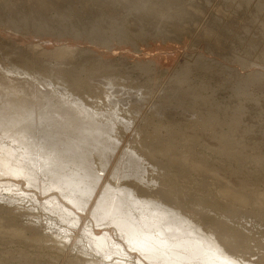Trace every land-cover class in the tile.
Here are the masks:
<instances>
[{
    "label": "bare ground",
    "instance_id": "1",
    "mask_svg": "<svg viewBox=\"0 0 264 264\" xmlns=\"http://www.w3.org/2000/svg\"><path fill=\"white\" fill-rule=\"evenodd\" d=\"M141 2V5H137L138 2L135 7L142 6L144 2ZM132 5L134 4L131 2V7ZM109 7L105 6L108 9ZM143 7L147 8L146 6L138 8L144 11ZM111 8L113 12L118 9L117 6L115 10ZM63 13L64 11L62 15ZM162 14L160 12L161 16ZM62 15L59 16L60 19ZM140 16L142 17L141 13ZM148 16L150 17L146 19L149 18L147 19L149 23L153 16L151 14ZM156 17L157 21L159 17ZM3 18L0 19L2 24L6 20ZM10 20L12 21L7 20L10 23L5 24L13 27L14 22ZM16 27L18 31L21 29L18 25ZM35 35L30 34L26 38L36 37ZM37 36L39 37L38 34ZM21 37L26 39L24 35ZM12 39L14 44L20 42ZM1 41L3 44L4 39ZM23 43L25 44V42H22V45L18 44L21 45L19 48L26 50L22 47ZM4 45L6 46V43ZM37 45L34 46L33 43L30 49L38 54L40 60L45 59L46 63L56 61L57 64L52 62L55 65L50 62L51 69L45 66L49 63L44 64L45 68L42 67V70L46 71L35 70L34 63L33 68L32 64L31 67L25 65L33 58L30 61L27 58V62H23L24 65L22 62V65H19L20 57H15L18 58L17 62L13 58H8L7 65L6 53L4 58L1 57L2 49L5 48L0 47V200L4 202L0 204V209L13 210V215L26 218L22 226L27 228L23 229L31 231L30 236L26 234V239L40 237L48 249L59 250L60 257L65 256V253L67 256L72 253L70 258L80 264H264V214L255 213L256 209L253 213L247 212L245 216L240 211L242 214L239 215V209L236 210L237 208L225 203L214 206L208 196L201 202L191 199L190 205L186 201L182 203L180 198L185 199L173 189L171 190L176 193L171 197L173 199L170 198V194L164 192L177 176L170 177L172 174H169L173 171L170 168L164 169L162 162L157 159L156 148L149 147L153 144L154 138L152 139L151 132L144 130L148 127L147 123L146 127L132 126V120H136L137 109L143 110L140 106H145L144 98L143 100L140 98L141 104L138 94H133L134 90H130L136 83H130L133 82L134 76L130 78L131 81L128 78L129 82L128 79L122 82L124 79L120 77V82L111 74L112 71L109 75H112L116 82L104 81L102 84L100 82L104 77H99L98 82L102 84L100 86L97 81L95 82V78L98 77H94V82L99 85L95 84L96 88L98 86L100 90L94 91L96 89L94 85L92 91L90 83L89 88L86 86L83 91L71 80L68 82L63 80L66 77L63 73H66L68 78L73 74V68L72 71L69 69L70 73L67 71L68 66L65 70V65L69 64L68 59L80 53L75 51L80 50V47L74 46V50V47L69 49V45L60 44L49 50L50 47L46 49L45 45L41 46L46 49L44 50L40 46L37 48ZM14 48L11 49L18 53L15 51L17 48ZM107 49L109 51V48ZM25 52L29 51L23 53ZM21 58L25 59L24 56ZM114 66L112 64V67ZM76 70L74 74H79L80 72H75ZM59 73L64 76L63 79L59 78L61 76ZM58 74L59 77H56ZM80 76H77L78 79L74 77L77 82H81L80 78H83V75ZM144 86L148 87L149 84ZM142 88L140 89L143 91L140 89L137 91L143 93L147 89ZM150 89L152 90V88L148 90ZM170 92H173V89ZM148 96L150 97L149 94ZM129 97L131 100H128ZM136 106L138 108L135 109ZM161 109L171 110L161 107L159 110L156 106L152 111L161 113ZM150 114L152 115L151 112ZM150 114L148 113L149 116ZM153 114L155 116V113ZM166 114L164 113V116ZM148 115L145 116L148 118ZM153 118L150 117L154 120ZM151 123L156 124L157 121ZM164 124L167 125L163 122ZM161 125L157 127L166 128L165 125V127ZM156 131L159 132L157 129ZM229 192L231 193L229 188L222 190L223 195ZM23 232L19 230V233ZM0 236L4 237L2 232ZM26 261H34V258H27ZM53 263L66 262L57 258Z\"/></svg>",
    "mask_w": 264,
    "mask_h": 264
},
{
    "label": "rangeland",
    "instance_id": "2",
    "mask_svg": "<svg viewBox=\"0 0 264 264\" xmlns=\"http://www.w3.org/2000/svg\"><path fill=\"white\" fill-rule=\"evenodd\" d=\"M99 1L0 0V19L3 17L6 19L3 18L4 24L2 20L0 23V35H2L0 41L4 39L3 44L2 41L0 42V47L5 48L2 49L1 57L6 53L7 65H9L8 58H13L17 62L20 57L19 65L27 62V58L28 61L33 58L34 62L30 61L31 63L27 62L25 65L31 67L32 64L31 68H33L34 63L35 70L46 71L42 70L44 64L49 63L45 65L49 67L54 62L57 63L54 60L50 61L53 62L52 64L46 63L45 59L40 60L38 54L30 49L33 43L35 46L39 40L40 44L37 48L45 45L46 49L51 48L49 50L60 44L69 45V49H73L74 46L80 47V50H75V47L74 50L81 54L68 59L69 64L65 65V70L68 69L69 72L73 68V76L70 75L68 78V75L62 72L66 79L61 73H59L60 77L59 74L56 77L64 78L66 82L71 80L83 91L89 88L90 83L91 90L95 84L98 85L99 77H104L103 82H100L103 84L107 81H115V77L118 81L121 77L124 82L140 74L139 76L142 77L136 76L137 78H133V82L130 83L134 84L139 80L138 84L141 85L135 83L139 88L134 86L130 87V90H134L133 94H138L139 102L140 98L142 100L144 98L145 106H140V109H143L140 111L138 107L141 102L138 103V107H134L138 109L135 114L136 120H132V126L143 127L147 123L149 129L146 126V129H143L148 130V133L151 132L152 139L154 138L153 142L151 141L153 144L149 147L156 148L157 159L162 162L163 168H170L174 172L169 174H172L170 177L177 176L173 184L170 183L171 186L165 188L164 192L170 194V198L173 194H181L185 199L180 198L182 203L186 201L190 204L191 199L201 202L208 196L214 206L225 203L237 208L236 210L239 209V215L243 212L242 215L245 216L255 212L256 209L258 212L256 210L255 213L264 214V0H143L144 3L141 0H128L130 3L127 0H119V2L105 0L102 3ZM131 2L134 4L133 7ZM140 2L142 6L147 7L145 8L147 11L144 7V11L138 8L142 6H138L139 11L137 10L135 5L137 3L141 5ZM104 3L107 7L116 5L118 9L115 10L116 6L105 8ZM110 8L115 11H111ZM62 10L66 17H63ZM154 10L156 13L152 12ZM160 12L163 13L162 16ZM150 14L152 16L155 14L150 18L154 21L150 20L148 23L149 18L146 17H150L148 16ZM156 14L157 17L160 15L162 18L159 17L156 21ZM8 19H12L10 21L21 29L18 31L16 26L10 27L12 25L8 26V23L6 25ZM11 28L14 29L11 31ZM22 31L27 32L24 34ZM15 34H18L20 39ZM30 34L33 36L36 34V37L26 38ZM23 35L26 39L21 37ZM11 36L16 38L12 39ZM10 38L20 42L14 44ZM45 38L49 42L44 41ZM22 42L25 44L27 42L31 46L23 43L22 47L26 50L22 49V51L19 48ZM5 43L6 46L10 44L12 47L9 45L10 48L9 46L7 48ZM19 43L21 45H18ZM13 47L17 48L14 49L18 53L11 49ZM44 47L41 48L46 50ZM7 51L13 57H8ZM24 51L29 52L23 53ZM37 60L44 62L43 65ZM112 64L115 66L112 67ZM117 64H119L118 69ZM73 66L76 68L74 69ZM109 66L113 69H109ZM74 70L81 74L78 72L79 74L75 73V76ZM109 73L114 74L115 79ZM124 74L127 78L123 77ZM78 75H83V78H80L82 83L76 81ZM94 77L98 78L95 80ZM94 80L99 82L95 83ZM141 82L145 83L144 85L149 84L150 87H145ZM98 86L97 89L95 85L94 91L100 90ZM142 86L147 88V91L149 88L152 90L150 89L149 93L144 90L145 93H142L143 90L140 89ZM137 89L141 91L138 92ZM172 89L173 92H170ZM129 98L128 100H131V97ZM153 103L159 110L160 107L171 110L161 109L163 114L152 111L156 109ZM143 113L145 115L149 113L150 116L148 115L147 118ZM152 116L154 120L150 119ZM147 119L150 123L145 121ZM153 121L154 123L157 121L158 124L151 123ZM163 122L167 124H164L165 129L157 127L161 123L163 125ZM162 125L161 127H165ZM137 130L139 132L138 127ZM155 133H159L157 134L159 136ZM224 188H229L231 193L223 195ZM0 202L4 204L2 200ZM12 212L13 210L0 209V232L4 235V237L0 236V264H60L53 263L57 258L65 261V264H80L70 258L72 253L70 256L65 253V256L60 257L59 250L48 249L40 237L26 239V234L29 235L31 232L25 231L27 227L22 226L26 218L17 217ZM18 229L24 232L19 233ZM31 257L34 261L27 262L26 259Z\"/></svg>",
    "mask_w": 264,
    "mask_h": 264
}]
</instances>
